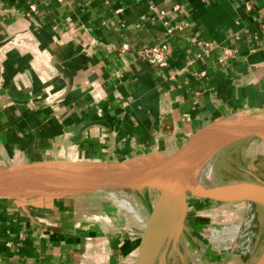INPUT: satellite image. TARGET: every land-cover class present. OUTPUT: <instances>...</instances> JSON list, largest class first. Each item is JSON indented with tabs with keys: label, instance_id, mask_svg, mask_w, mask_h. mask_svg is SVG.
Instances as JSON below:
<instances>
[{
	"label": "crops",
	"instance_id": "1",
	"mask_svg": "<svg viewBox=\"0 0 264 264\" xmlns=\"http://www.w3.org/2000/svg\"><path fill=\"white\" fill-rule=\"evenodd\" d=\"M163 43L166 68L135 54ZM262 112L264 0H0V167L176 155ZM100 194L0 198V264H135L147 218Z\"/></svg>",
	"mask_w": 264,
	"mask_h": 264
},
{
	"label": "water",
	"instance_id": "2",
	"mask_svg": "<svg viewBox=\"0 0 264 264\" xmlns=\"http://www.w3.org/2000/svg\"><path fill=\"white\" fill-rule=\"evenodd\" d=\"M232 121L233 124L222 133L208 139L201 137L176 155L148 153L121 162H70L23 171L0 167V198L16 201L34 197L56 198L123 185L158 192L135 263L154 264L164 244L172 242L176 247L184 226L188 196L222 203L248 201L264 205V182L258 178L255 182L206 185L198 182L196 174L172 177L247 140L260 141L256 148L264 145V112L245 114ZM250 148L244 152L256 149ZM166 177L170 181L166 182ZM253 264H264V251Z\"/></svg>",
	"mask_w": 264,
	"mask_h": 264
},
{
	"label": "rangeland",
	"instance_id": "3",
	"mask_svg": "<svg viewBox=\"0 0 264 264\" xmlns=\"http://www.w3.org/2000/svg\"><path fill=\"white\" fill-rule=\"evenodd\" d=\"M257 143L253 140H247L227 149L214 163L215 175L213 181L203 179L202 183L206 185H224L236 182H255L253 172L251 173L246 165L248 156L244 155V150L250 147L255 149L256 146L260 145ZM256 150L257 148L254 151ZM261 155H264V152ZM257 163L260 166L259 174L261 175L258 174L257 178L264 182V157L259 155ZM93 193H101L100 195H105L112 201L111 194L118 198H126L135 209L133 214L140 217L137 210H141V213L144 214L143 218H147V220L153 210L152 205L159 196L158 192L149 191L146 187L138 188L131 185L107 188ZM186 201L184 226L176 245V251L171 250L172 242H169V247L165 252V260L168 263L253 264L262 256L264 251V205L248 201L222 203L207 199H195L192 196H188ZM120 208L129 211L125 207ZM238 223H241V229L235 232L234 239H236V242H242L248 236L251 238V251L245 255L234 248L233 243H235V240L233 238L225 239L224 242L220 243H214L210 240L212 237L210 229L222 230L223 227H231ZM232 231L230 234H232ZM246 233V237H241ZM161 254L160 252L156 264H163Z\"/></svg>",
	"mask_w": 264,
	"mask_h": 264
},
{
	"label": "built area",
	"instance_id": "4",
	"mask_svg": "<svg viewBox=\"0 0 264 264\" xmlns=\"http://www.w3.org/2000/svg\"><path fill=\"white\" fill-rule=\"evenodd\" d=\"M59 1H63V0H59ZM250 5H251L250 3H247L246 8L250 9ZM204 45L208 46V44H206V43ZM135 54L138 57V59L145 61L152 66H157L159 68H166L168 66V59L170 56L169 44L163 43V44L157 45V46L139 47L135 50ZM231 55H232V52L230 50H225L223 52V59H226L227 57H229ZM245 224L247 225L246 222H245ZM240 227H239V229H240ZM228 228L229 227H223L222 230L210 229V235H211L213 230H217L218 232H222L223 230H226ZM246 235H247V233L241 237H246ZM233 239H234V237H233ZM234 240H235V243H233V246L236 250L240 251L241 254L245 255L251 251L252 245H251V238L249 236L247 238H245V240H243L242 242H236V239H234Z\"/></svg>",
	"mask_w": 264,
	"mask_h": 264
},
{
	"label": "bare ground",
	"instance_id": "5",
	"mask_svg": "<svg viewBox=\"0 0 264 264\" xmlns=\"http://www.w3.org/2000/svg\"><path fill=\"white\" fill-rule=\"evenodd\" d=\"M228 128V127H227ZM226 128V129H227ZM226 129H224V130H226ZM223 130V131H224ZM222 131V132H223ZM221 132V133H222ZM263 146L264 145H261L260 146V148L262 147L263 148ZM219 157V155H216L215 156V159H217ZM169 176H171V175H169ZM173 177H175V175H173ZM176 178V177H175ZM170 180V179H169ZM122 205L124 206V207H126L127 209H129V210H132V208H131V205L129 204V202L125 199V200H123L122 201ZM251 211V210H250ZM252 214V213H251ZM251 221V220H250ZM253 221V220H252ZM248 222H249V220H248ZM240 224L241 223H239V224H237V225H234V226H232V227H229L228 229H226L224 232H226L225 234H220V232H218L217 230H213L212 231V233H211V239L210 240H212V241H214V242H222L223 240H225V239H228V238H233L234 237V235H235V232L239 229V227H240ZM250 225V224H249ZM244 228V227H243ZM233 231H232V230ZM241 229V228H240ZM249 230V229H248ZM230 231H232V234H230ZM253 232V231H252ZM249 233V232H248ZM253 235V234H252ZM255 236V235H254ZM240 238V237H239ZM254 238V237H253ZM242 241V240H241ZM224 242V241H223ZM236 251V250H235Z\"/></svg>",
	"mask_w": 264,
	"mask_h": 264
}]
</instances>
